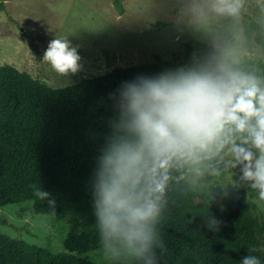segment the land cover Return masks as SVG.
<instances>
[{"label":"trees","instance_id":"obj_1","mask_svg":"<svg viewBox=\"0 0 264 264\" xmlns=\"http://www.w3.org/2000/svg\"><path fill=\"white\" fill-rule=\"evenodd\" d=\"M243 23L246 34L256 30L264 48V27L246 16ZM193 49L189 44L188 54ZM181 67L190 69L189 62L156 53L154 61L54 87L12 64L0 66V208L33 200L37 213L65 218L78 210L91 212L84 222H70L64 242L69 252L55 253L0 231V264H146L137 258L116 263L89 258L88 253L105 247L95 215L97 173L120 113L112 94L118 96L121 85L138 76L159 77ZM189 169L185 163L169 170L154 226L156 241L164 246L154 249L156 264H242L246 255L264 264L263 227L254 205L239 195H226L219 203L207 198L197 203L196 190L187 179ZM37 188L51 193L55 205L35 195ZM212 218L219 222L218 230L209 228ZM253 248L257 250L250 251Z\"/></svg>","mask_w":264,"mask_h":264},{"label":"rangeland","instance_id":"obj_2","mask_svg":"<svg viewBox=\"0 0 264 264\" xmlns=\"http://www.w3.org/2000/svg\"><path fill=\"white\" fill-rule=\"evenodd\" d=\"M225 6L221 0H0V66L12 64L54 87H63L116 67L154 61L160 53L165 59L186 60L197 70L224 63L254 75L264 86V48L256 30L246 34L243 23L246 16L264 27V0H241L236 15L216 10ZM57 38L76 49L80 57L76 73L63 76L43 59L50 41ZM189 44L194 46L190 54ZM227 159L188 163L187 179L196 190L195 201L207 198L219 203L226 195L247 198L262 224L264 248V201L250 185L236 184L242 175L240 167H225ZM206 165L219 167L220 175L205 171L199 176L196 168ZM86 217H91L88 210L65 218L37 213L34 201L28 200L0 208V231L10 239H24L55 253L69 252L64 242L70 222H84ZM88 256L95 263L135 259L126 251L113 255L106 246Z\"/></svg>","mask_w":264,"mask_h":264},{"label":"clouds","instance_id":"obj_3","mask_svg":"<svg viewBox=\"0 0 264 264\" xmlns=\"http://www.w3.org/2000/svg\"><path fill=\"white\" fill-rule=\"evenodd\" d=\"M221 3L226 6L216 10L230 15L241 7V0ZM43 59L63 76L80 67L76 49L59 38L50 41ZM112 98L120 113L100 157L95 215L113 255L126 251L156 264L154 249L164 246L157 243L154 226L173 166L217 158L223 162L227 157L225 167H240L236 184L250 185L264 201V86L254 75L224 63L199 70L181 67L159 77L126 81ZM128 135L134 139H126ZM205 171L220 175L215 165L196 168L199 176ZM35 195L55 205L51 193L37 188ZM218 223L208 220L213 230ZM242 264L260 261L246 255Z\"/></svg>","mask_w":264,"mask_h":264}]
</instances>
